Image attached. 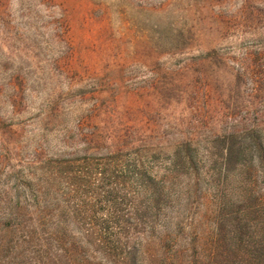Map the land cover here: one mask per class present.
I'll list each match as a JSON object with an SVG mask.
<instances>
[{"label":"trees","instance_id":"1","mask_svg":"<svg viewBox=\"0 0 264 264\" xmlns=\"http://www.w3.org/2000/svg\"><path fill=\"white\" fill-rule=\"evenodd\" d=\"M240 63L225 96L207 86L160 130L96 106L57 128L71 149L33 150L0 193V264H264V51Z\"/></svg>","mask_w":264,"mask_h":264},{"label":"rangeland","instance_id":"2","mask_svg":"<svg viewBox=\"0 0 264 264\" xmlns=\"http://www.w3.org/2000/svg\"><path fill=\"white\" fill-rule=\"evenodd\" d=\"M255 51L264 0H0V193L19 184L33 150L69 151L57 128L87 122V110L160 130L188 118L207 86L225 96ZM209 228L202 218L195 230Z\"/></svg>","mask_w":264,"mask_h":264}]
</instances>
